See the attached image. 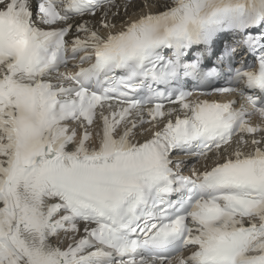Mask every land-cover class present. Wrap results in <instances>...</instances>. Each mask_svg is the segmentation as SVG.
I'll use <instances>...</instances> for the list:
<instances>
[{
  "label": "snow or ice",
  "instance_id": "1",
  "mask_svg": "<svg viewBox=\"0 0 264 264\" xmlns=\"http://www.w3.org/2000/svg\"><path fill=\"white\" fill-rule=\"evenodd\" d=\"M0 264H264V0H0Z\"/></svg>",
  "mask_w": 264,
  "mask_h": 264
},
{
  "label": "clouds",
  "instance_id": "2",
  "mask_svg": "<svg viewBox=\"0 0 264 264\" xmlns=\"http://www.w3.org/2000/svg\"><path fill=\"white\" fill-rule=\"evenodd\" d=\"M20 43H21V45H23V43H24V42H23V41H21Z\"/></svg>",
  "mask_w": 264,
  "mask_h": 264
},
{
  "label": "bare ground",
  "instance_id": "3",
  "mask_svg": "<svg viewBox=\"0 0 264 264\" xmlns=\"http://www.w3.org/2000/svg\"><path fill=\"white\" fill-rule=\"evenodd\" d=\"M70 38H71V36H70Z\"/></svg>",
  "mask_w": 264,
  "mask_h": 264
}]
</instances>
